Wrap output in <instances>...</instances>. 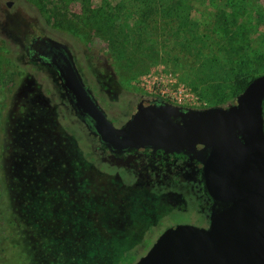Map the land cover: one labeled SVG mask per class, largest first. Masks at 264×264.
Instances as JSON below:
<instances>
[{
    "label": "rangeland",
    "instance_id": "rangeland-1",
    "mask_svg": "<svg viewBox=\"0 0 264 264\" xmlns=\"http://www.w3.org/2000/svg\"><path fill=\"white\" fill-rule=\"evenodd\" d=\"M7 1L0 0L10 38L0 39V264H129L137 229L99 230L83 177L86 152L72 128L55 127L54 110L36 91L19 110L11 103L23 78L12 39L54 28L99 49L121 83L146 96L164 88L189 94L197 107L226 105L264 73V0ZM12 214L18 221L9 223Z\"/></svg>",
    "mask_w": 264,
    "mask_h": 264
},
{
    "label": "flooded vegetation",
    "instance_id": "flooded-vegetation-1",
    "mask_svg": "<svg viewBox=\"0 0 264 264\" xmlns=\"http://www.w3.org/2000/svg\"><path fill=\"white\" fill-rule=\"evenodd\" d=\"M10 44L23 75L11 103L19 101L15 107L19 110L24 104L22 99L28 101L36 91L49 110H54L55 127L63 123V129L72 128L81 151L86 152L83 177L97 202L95 219L100 221L99 230L105 232L109 224L127 228L128 232L133 227L137 229L136 249L130 256L136 259L129 264L146 254L172 225H209L213 199L205 189L198 161L183 152L110 145L97 130L94 119L77 106L71 89L72 67L96 104L119 128L141 101L148 103L154 97L123 85L108 57L70 33L46 27L27 39L15 37ZM26 86L28 91L24 92ZM9 221L18 219L12 214ZM25 232L27 242H32L31 232Z\"/></svg>",
    "mask_w": 264,
    "mask_h": 264
},
{
    "label": "water",
    "instance_id": "water-1",
    "mask_svg": "<svg viewBox=\"0 0 264 264\" xmlns=\"http://www.w3.org/2000/svg\"><path fill=\"white\" fill-rule=\"evenodd\" d=\"M71 89L115 148L149 146L197 160L213 199L208 226L172 225L132 264H264V73L226 105L141 101L120 128L73 67Z\"/></svg>",
    "mask_w": 264,
    "mask_h": 264
},
{
    "label": "built area",
    "instance_id": "built-area-1",
    "mask_svg": "<svg viewBox=\"0 0 264 264\" xmlns=\"http://www.w3.org/2000/svg\"><path fill=\"white\" fill-rule=\"evenodd\" d=\"M155 97L176 104L197 107V105L193 104L192 97L189 94H185L182 96L181 94L178 95L177 93H170L164 88H158Z\"/></svg>",
    "mask_w": 264,
    "mask_h": 264
},
{
    "label": "trees",
    "instance_id": "trees-1",
    "mask_svg": "<svg viewBox=\"0 0 264 264\" xmlns=\"http://www.w3.org/2000/svg\"><path fill=\"white\" fill-rule=\"evenodd\" d=\"M0 39H1L3 42H7V41L10 39L9 36H8V34H7V32L4 31L1 27H0ZM252 79H254V78H252ZM252 79H251V80H252ZM251 80H250V81H251ZM250 81H246V82H245V84L243 85V88H242L241 91H243V89L249 84Z\"/></svg>",
    "mask_w": 264,
    "mask_h": 264
}]
</instances>
